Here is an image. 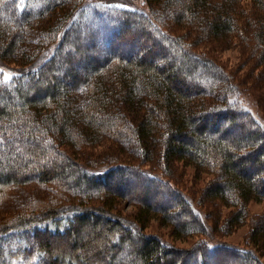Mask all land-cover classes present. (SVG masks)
Masks as SVG:
<instances>
[{"label":"trees","instance_id":"16d2710c","mask_svg":"<svg viewBox=\"0 0 264 264\" xmlns=\"http://www.w3.org/2000/svg\"><path fill=\"white\" fill-rule=\"evenodd\" d=\"M99 4L128 15L132 28L139 15L181 59L152 60L150 45L130 58L92 56L95 45L85 46L78 25L87 27ZM6 6L11 14L2 18ZM237 41L264 77V0H0V202L21 184L65 192L1 222L0 264H208L224 253L264 264V215L252 224L250 247L214 233L222 220L217 203L235 207L225 225L232 231L246 223L249 203L264 201V124L247 101L259 103L197 49L204 42L219 51ZM200 68L212 74L207 87L191 80ZM241 116L251 133H241ZM106 138L113 140L99 154ZM178 165L215 176L203 200L177 185ZM138 180L176 202L157 208L143 201L133 218L123 215L120 200ZM147 188L144 197L159 196ZM205 201L213 206L207 213ZM183 213L189 221L178 222ZM152 221L173 241L204 238L181 249L147 233Z\"/></svg>","mask_w":264,"mask_h":264},{"label":"rangeland","instance_id":"374dc122","mask_svg":"<svg viewBox=\"0 0 264 264\" xmlns=\"http://www.w3.org/2000/svg\"><path fill=\"white\" fill-rule=\"evenodd\" d=\"M121 1L123 2V0ZM104 6L105 5L103 4L92 6V11L90 10L91 13L87 14L89 20H87L85 16L86 22H84L87 27H80L78 25V27L80 28L78 30L82 33L81 38L85 46L89 47V43L95 45L96 51L92 50V56L97 57L100 61H102L103 58L110 53H113L119 57L130 58L139 54V52L143 50L144 45H150V48L153 49L154 54L151 53V55L148 57H150L152 60H156V57L158 59L161 55H163L167 59L166 62L168 63H170L172 59L174 62L177 61V59H181L179 58L178 51L171 49L165 40L157 37L153 33L152 29L148 28V26L143 23L147 21H144L142 18H140L139 15H137V18L131 19L134 23L138 24V27L132 28V24L127 25L128 21H130L128 15H123V12H121V14L114 15L113 11L110 10L111 8H107L106 6ZM6 8L7 9L4 10L5 13L2 15V18H5V16H10L9 14H11L9 13L11 11V6L10 8L9 6H6ZM34 8L35 6H31V9ZM86 33L91 34L93 39L87 38ZM195 33L196 32L194 31L189 32V34H191L192 36L190 35L189 38H186V41H188V43H192V37L195 36ZM198 40L199 43L202 42V40ZM213 47L214 45L210 46L208 45V43L205 44L203 42L197 49L198 51H201L205 55L209 56V58H211L213 62L222 67L226 74H231L233 80L248 87L251 94L249 96V99H252L251 101H256L257 103H259L260 107L258 108L257 105L250 104L249 101H247V106L256 117L257 123L264 124V120L260 115L262 112L264 114V77L262 74H260L261 71L259 69H256V66H252L249 62L247 63L245 61L246 58L244 59L242 55V53L245 52L240 49L241 47L238 45V41L229 49L213 51V49H215ZM71 51L72 49L67 50V52ZM245 57H247V54H245ZM211 75L212 74L207 73L203 68H200V73L192 76L191 80L193 82H196V84L201 87H207L212 84L213 79ZM202 76L204 77V79L202 78ZM75 83V81L72 82L71 86ZM240 122L242 126L241 133H251L252 129H249V124H247L248 122L245 117L241 116ZM117 130L123 131L122 128H117ZM237 131L239 133L238 129H236L235 133H237ZM110 132L112 131L110 130ZM112 140V138H106V146H104L103 148H98L97 152L99 154L105 152L108 146V141ZM27 145L21 146L23 148V152L28 148ZM86 149L87 148H85V150ZM1 151L2 150H0V159L4 157ZM93 152H95V154L97 153L96 151ZM10 154L14 155L12 151ZM16 154L19 155L20 152H17ZM51 156L52 154L50 155V157L48 156L40 161H37V163L33 162L32 164H29L27 170L25 171L26 174L31 175V173L35 172L37 166H39L41 163L46 162L45 160H47V162L49 163V159L51 158ZM21 157L25 160L30 156H28L27 151H25L23 155L21 154ZM177 170L178 180H176V183L180 187V189L191 192L197 199L203 200L202 197L205 189L208 183L213 180L215 176L210 174H202L199 176L198 172L193 167H186L184 165H178ZM147 187H149L150 189L149 193L153 194L156 191L159 193V196L157 198L152 197L153 195L151 197H144V192L146 189H148ZM125 191H127V189ZM62 193L65 194V192L60 191V189H58L54 185H52L51 188H45V186H38L36 184L18 185L13 188L11 195H9L6 200L0 202V224L8 217H14V212H16L17 210L28 209L30 206L37 202H46V200L49 199H56L57 197L61 196L64 197V194ZM125 194L128 195V198L120 200L121 203H119L118 210H121L123 215L131 218L136 215L140 204L143 201L147 204H154L157 208L169 207L173 204V202H176V197L173 194L169 193L165 189L158 188L155 184L145 183L143 182V180L134 182L133 186L128 188V191L127 193L125 192ZM39 199L41 201H39ZM70 200L75 201L76 199L70 197ZM205 203L206 204H204L203 209L207 213L208 211H211L210 207L212 206V204L207 201H205ZM218 205L219 203H217V210L221 211L220 214L222 215V220L220 226H214L215 235L219 236L220 239H224L229 243L250 247L251 239L249 237L252 230V224L257 218L264 215V201L261 203H249L247 212L248 218L246 223L238 228H233L232 231L231 228H226L225 225L228 221V218L231 216V213L234 212L235 207L226 208L222 206L220 208ZM176 218L178 222L189 221V216L185 213L179 215V217L177 216ZM217 231L219 232V234L217 233ZM146 232L161 235L164 239L173 242V244L181 249H191L193 245H195V243L199 241V239L204 238V236H191L184 240L173 241V239L170 237V230L161 227L157 221L150 222ZM208 235H211V233ZM65 244L67 243L65 242ZM260 255L264 263V251L263 254L260 253ZM207 263L245 264L243 263V260L240 256L226 255L225 253L219 255L216 259L209 258V260H207ZM21 264L25 263L21 262ZM28 264H37V260L33 259Z\"/></svg>","mask_w":264,"mask_h":264}]
</instances>
